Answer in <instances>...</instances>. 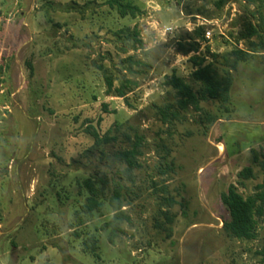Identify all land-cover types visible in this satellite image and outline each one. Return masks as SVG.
Returning a JSON list of instances; mask_svg holds the SVG:
<instances>
[{
  "label": "rangeland",
  "instance_id": "374dc122",
  "mask_svg": "<svg viewBox=\"0 0 264 264\" xmlns=\"http://www.w3.org/2000/svg\"><path fill=\"white\" fill-rule=\"evenodd\" d=\"M107 1L0 0V264H264V214L235 239L222 203L231 187L264 192V52L237 61L225 101L179 109L166 84L175 74L197 92L191 58L247 51L242 33L264 10L125 0L139 13L120 17ZM105 76L134 85L119 98ZM166 106L175 116L162 120ZM134 146L127 178L120 155ZM97 178L101 210L87 214ZM117 185L129 221L110 243Z\"/></svg>",
  "mask_w": 264,
  "mask_h": 264
},
{
  "label": "trees",
  "instance_id": "16d2710c",
  "mask_svg": "<svg viewBox=\"0 0 264 264\" xmlns=\"http://www.w3.org/2000/svg\"><path fill=\"white\" fill-rule=\"evenodd\" d=\"M124 1L125 0H108L107 4L110 8H115L120 17H125L127 15L135 17L139 13L138 7L132 5L128 1ZM246 3L249 5L256 4L259 11L264 10V0H246ZM221 4L222 1L220 0L218 6ZM260 22L261 24L258 26H253L251 24L246 25L245 33H242L241 38L247 40L248 50L244 52H233L232 54H234L236 58L231 54L222 56L221 60L217 61V57L213 55V62L208 64H204V57L191 58L195 68L194 72L191 74V79L199 83L200 86L197 92H194L192 87L187 84L183 78L175 74L170 76L166 84L175 92L177 97V108L186 109L192 107L198 109L199 102L202 100L225 101L227 99V92L231 83L230 70L235 69L237 61H244L251 54L264 52V18H260ZM135 36L136 34H133L134 42L138 47H141V41L137 40ZM252 37L256 40L255 42L251 40ZM214 60L220 62L219 67L223 72V75L220 77H217V68ZM127 61L129 64L134 63L131 57H129ZM225 68H227V70H225ZM125 70L130 74L133 73L131 67H126ZM113 81L114 80L110 77L105 76L106 91L107 93L114 92L115 96L119 98H125V92L130 90V87L134 85L130 79L122 77L119 79V87L114 88ZM169 108V106H166L159 110V115L162 117V120H166L169 114L175 116V112L169 113ZM136 154V146H134L130 151H125L120 155V159L127 165L126 170L124 169L121 171V174L125 175L127 178H130V168L135 167L132 158H134ZM246 173L248 177L250 174L249 169ZM96 181L99 185L98 189L95 188L89 180L84 183L89 197L82 206V211L87 214L100 212L101 210L100 199L103 198V188L107 186V183L104 178H97ZM122 189V186L117 185L110 191V195L106 199L112 212V217L107 223V227L109 228L108 240L110 243H112L115 237L122 231L121 228L123 223L129 221L121 202ZM222 203L229 214V220L225 221L223 224L224 231L229 236L239 240L253 238L255 219L260 218L262 214H264V192L256 193L244 199L236 192L235 188L231 187L228 193L222 197ZM166 204L167 206H171L173 201L167 200ZM88 250L92 254L95 253L93 247L86 248L83 252H88Z\"/></svg>",
  "mask_w": 264,
  "mask_h": 264
},
{
  "label": "built area",
  "instance_id": "2783aa9c",
  "mask_svg": "<svg viewBox=\"0 0 264 264\" xmlns=\"http://www.w3.org/2000/svg\"><path fill=\"white\" fill-rule=\"evenodd\" d=\"M204 25H205V23H200V26H204ZM168 30H170V29H168ZM204 37H205L206 40H209L210 39V37H211V31L209 29L205 30Z\"/></svg>",
  "mask_w": 264,
  "mask_h": 264
}]
</instances>
